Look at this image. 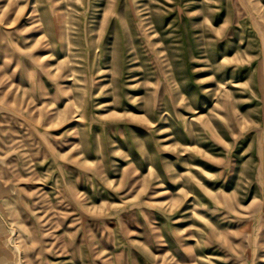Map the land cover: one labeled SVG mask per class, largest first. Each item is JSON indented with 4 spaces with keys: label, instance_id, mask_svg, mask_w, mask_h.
<instances>
[{
    "label": "rangeland",
    "instance_id": "1",
    "mask_svg": "<svg viewBox=\"0 0 264 264\" xmlns=\"http://www.w3.org/2000/svg\"><path fill=\"white\" fill-rule=\"evenodd\" d=\"M0 264H264V0H0Z\"/></svg>",
    "mask_w": 264,
    "mask_h": 264
}]
</instances>
